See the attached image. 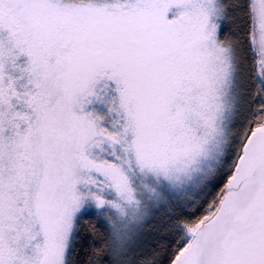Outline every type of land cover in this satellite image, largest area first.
<instances>
[{
	"label": "snow or ice",
	"instance_id": "6c2138e0",
	"mask_svg": "<svg viewBox=\"0 0 264 264\" xmlns=\"http://www.w3.org/2000/svg\"><path fill=\"white\" fill-rule=\"evenodd\" d=\"M0 264H264V0H0Z\"/></svg>",
	"mask_w": 264,
	"mask_h": 264
}]
</instances>
